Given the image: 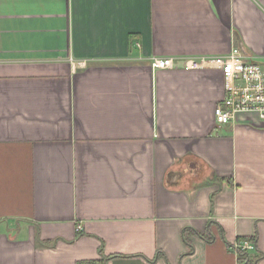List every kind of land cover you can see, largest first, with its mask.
<instances>
[{
	"label": "crops",
	"instance_id": "obj_1",
	"mask_svg": "<svg viewBox=\"0 0 264 264\" xmlns=\"http://www.w3.org/2000/svg\"><path fill=\"white\" fill-rule=\"evenodd\" d=\"M234 47L264 0H0V264H264V121L185 68Z\"/></svg>",
	"mask_w": 264,
	"mask_h": 264
},
{
	"label": "built area",
	"instance_id": "obj_2",
	"mask_svg": "<svg viewBox=\"0 0 264 264\" xmlns=\"http://www.w3.org/2000/svg\"><path fill=\"white\" fill-rule=\"evenodd\" d=\"M154 68H172V58L155 57ZM188 70H218L225 80V96L214 109L215 121L224 125L235 120L239 113L252 112L264 121V59H253L234 47L228 54L194 56L185 61ZM237 249L254 251L256 244L245 240Z\"/></svg>",
	"mask_w": 264,
	"mask_h": 264
},
{
	"label": "trees",
	"instance_id": "obj_3",
	"mask_svg": "<svg viewBox=\"0 0 264 264\" xmlns=\"http://www.w3.org/2000/svg\"><path fill=\"white\" fill-rule=\"evenodd\" d=\"M198 234V232L192 228H185L183 231V237L186 243L188 244L189 247L193 249V244H192V236ZM204 238L207 240L213 239V235H202ZM238 253V262L239 264H255L257 262V258H252L250 257V251L248 250H243V249H237ZM109 257H103L102 259L98 260H88V261H79L77 264H107Z\"/></svg>",
	"mask_w": 264,
	"mask_h": 264
}]
</instances>
